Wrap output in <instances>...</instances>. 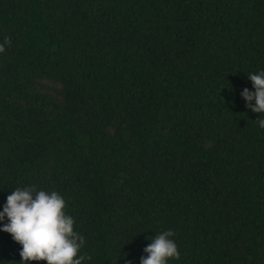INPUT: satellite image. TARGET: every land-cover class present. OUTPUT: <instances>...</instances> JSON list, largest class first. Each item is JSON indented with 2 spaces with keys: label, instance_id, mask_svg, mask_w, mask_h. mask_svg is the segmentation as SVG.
<instances>
[{
  "label": "trees",
  "instance_id": "trees-1",
  "mask_svg": "<svg viewBox=\"0 0 264 264\" xmlns=\"http://www.w3.org/2000/svg\"><path fill=\"white\" fill-rule=\"evenodd\" d=\"M0 211L58 192L82 264H264V0H0ZM8 223L0 222V228ZM22 245L0 231V264ZM26 264H47L30 261Z\"/></svg>",
  "mask_w": 264,
  "mask_h": 264
},
{
  "label": "clouds",
  "instance_id": "clouds-1",
  "mask_svg": "<svg viewBox=\"0 0 264 264\" xmlns=\"http://www.w3.org/2000/svg\"><path fill=\"white\" fill-rule=\"evenodd\" d=\"M11 45L10 37L0 43V53ZM255 91L244 88L240 92L247 109L264 113V70L248 74ZM255 122L264 129V119ZM65 200L56 191L50 193L35 186L17 187L6 199L0 222L7 218L0 231L10 233L14 241L22 245L20 264L30 261H46L47 264H82L91 255L78 250L85 245V237L74 232V218L65 214ZM175 232L167 230L147 239L151 240L140 257V264H166L168 258L179 259L178 245L172 239ZM130 264V262H129Z\"/></svg>",
  "mask_w": 264,
  "mask_h": 264
}]
</instances>
